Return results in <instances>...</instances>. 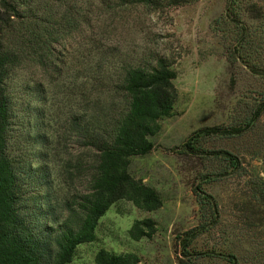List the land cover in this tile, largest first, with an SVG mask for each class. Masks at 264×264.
Masks as SVG:
<instances>
[{
    "label": "trees",
    "instance_id": "16d2710c",
    "mask_svg": "<svg viewBox=\"0 0 264 264\" xmlns=\"http://www.w3.org/2000/svg\"><path fill=\"white\" fill-rule=\"evenodd\" d=\"M194 1L115 0L154 10ZM111 2L0 0V264H70L81 244L97 240L100 219L116 202L127 199L146 211L164 204L158 190L129 168L133 157L153 150L161 122L173 115L177 72L150 50L102 43ZM261 2L228 0L224 19L236 29L230 60L264 76L260 45L246 51L253 32L245 16L259 21L254 10ZM263 112L264 100L245 125L194 131L183 152L206 153L199 146L206 135L241 134ZM67 140L77 153L62 155L57 144ZM222 152L232 167H241L231 152ZM196 193L201 209L215 210L216 218L213 196L201 184ZM256 196L264 206V177ZM155 230L153 219H137L130 235L151 238ZM197 235L183 244L190 264L212 256L189 251ZM219 254L226 264H242L235 253ZM140 262L135 251L100 248L95 255L96 264Z\"/></svg>",
    "mask_w": 264,
    "mask_h": 264
},
{
    "label": "rangeland",
    "instance_id": "374dc122",
    "mask_svg": "<svg viewBox=\"0 0 264 264\" xmlns=\"http://www.w3.org/2000/svg\"><path fill=\"white\" fill-rule=\"evenodd\" d=\"M250 1L243 0L245 6ZM261 3L254 10L259 21L250 19V14L245 16L253 32L250 45H245L252 47L246 51L260 45L259 61L264 65ZM111 5L106 14L109 32L102 43L119 44L134 53L150 50L154 56L164 57L177 72L174 113L161 122L160 132L153 137V150L133 157L129 168L135 177L158 190L164 204L158 210L146 211L127 199L116 202L101 217L97 240L81 244L70 264H96L100 248L135 251L141 256L139 264H190V258L183 254V244L194 232L198 235L189 251L212 255L198 257L193 260L195 264H226L219 253L229 252L235 253L242 264H264V206L256 196L264 177V112L241 134L206 135L199 144L206 152L202 155L184 153L182 147L199 129L245 125L264 100L262 73L256 74L239 60H230L236 29L224 19L228 0L166 3L155 10L121 5L115 0ZM53 127L57 129L58 123ZM57 146L62 147V155L78 152L77 145L69 140ZM222 151L237 157L241 167H232ZM200 184L217 203L216 218L215 210L201 209L198 203L196 186ZM144 218L155 221L153 236L133 239L130 229L134 221Z\"/></svg>",
    "mask_w": 264,
    "mask_h": 264
}]
</instances>
